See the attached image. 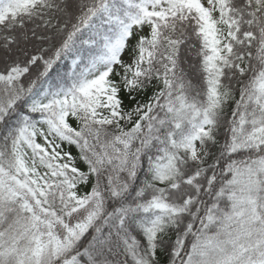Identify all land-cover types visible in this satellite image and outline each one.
<instances>
[{"label":"snow or ice","instance_id":"obj_1","mask_svg":"<svg viewBox=\"0 0 264 264\" xmlns=\"http://www.w3.org/2000/svg\"><path fill=\"white\" fill-rule=\"evenodd\" d=\"M163 252L264 264V0H0V264Z\"/></svg>","mask_w":264,"mask_h":264},{"label":"trees","instance_id":"obj_2","mask_svg":"<svg viewBox=\"0 0 264 264\" xmlns=\"http://www.w3.org/2000/svg\"><path fill=\"white\" fill-rule=\"evenodd\" d=\"M185 58L187 59L188 62L185 63L183 67L185 68V71L187 72L188 77L193 80V83H198L199 81L198 73L194 68L190 67L191 64L195 63L194 59L190 55H187V54ZM230 108H229V111H230ZM161 262L162 264H168V256L166 252L161 253Z\"/></svg>","mask_w":264,"mask_h":264}]
</instances>
